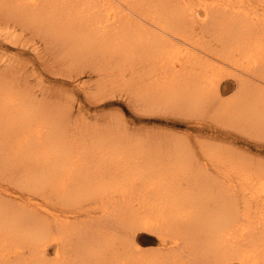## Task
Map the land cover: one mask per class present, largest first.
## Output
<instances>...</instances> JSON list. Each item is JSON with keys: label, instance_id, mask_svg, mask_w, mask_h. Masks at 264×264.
Wrapping results in <instances>:
<instances>
[{"label": "bare ground", "instance_id": "obj_1", "mask_svg": "<svg viewBox=\"0 0 264 264\" xmlns=\"http://www.w3.org/2000/svg\"><path fill=\"white\" fill-rule=\"evenodd\" d=\"M12 4L17 15L49 28L71 54L103 55L113 50L151 59L146 96L151 92L170 102L193 104L207 97L220 67L215 70L207 63V71L197 74L194 35L200 28L217 42V61L225 59L264 77V0H51L41 4L14 0ZM251 99L264 107V89L256 87ZM41 113L24 96L9 88L0 90V161H6L10 171L27 165L22 169L24 177L52 194L64 195L74 207L73 214L90 201L111 217L104 224L117 234L101 231L98 235L92 230L98 225H86L83 235L87 237L81 245L86 259L79 264H228L231 260L264 264V171L226 164L223 181H188L184 175L190 173L189 156L178 151L175 159L161 161L148 152L150 147L143 150L124 143L95 161L91 147H74L60 122L52 123ZM95 167L97 172H89ZM235 191L241 195L235 197ZM18 194L12 192L6 199L14 202ZM1 200L0 264H68L63 243L78 226L68 225L67 214L54 211L46 198H27L20 207ZM132 229L156 233L159 253H142L128 237ZM67 240L74 241L75 236ZM48 246L54 249L49 262L41 259ZM181 246L192 253V261L177 253Z\"/></svg>", "mask_w": 264, "mask_h": 264}, {"label": "rangeland", "instance_id": "obj_2", "mask_svg": "<svg viewBox=\"0 0 264 264\" xmlns=\"http://www.w3.org/2000/svg\"><path fill=\"white\" fill-rule=\"evenodd\" d=\"M13 1L0 0V90L9 88L37 105L52 123L60 122L74 147H91L95 161L107 157L110 149L120 143L137 145L143 150L150 147L148 152L161 161L175 159L179 151L190 157V173L184 175L188 181H223L226 164L241 165L250 172L264 171V107L251 99L256 87L264 89V77L259 78L248 67H235L225 59L217 61L214 52L218 44L204 28L194 35V55L198 56L195 69L197 74L206 72L207 63L220 69L203 101L170 102L152 96L151 92L146 96L143 91L151 81L147 73L153 66L151 59L113 50L103 55L71 54L49 28L32 23L21 13L17 15L11 9ZM38 1L41 4L51 0ZM225 105H229L228 110L223 109ZM6 165V161H0L1 201L9 202L6 195L12 192H18V198L9 203L19 207L27 198H46L54 211L70 217L68 225L78 226L69 235L75 236V240L68 241L67 237L63 241L68 264L86 259L81 245L87 237L83 235L87 224L98 225L92 229L98 235L101 231L117 234L110 230V224H104L111 217L103 214L99 204L85 202L78 206L80 209L76 208L77 215L73 214L70 211H75L74 207L65 201L64 195L55 190L56 194H52L49 188L24 177L22 169L27 165L16 171L6 169ZM97 170L95 167L89 172ZM234 195L241 194L235 191ZM129 232L128 237L140 245L142 253H159L160 239L156 233L143 229ZM47 248L41 252V259L49 262L54 249ZM180 251V257L192 261L187 248L181 246L177 253ZM228 264L239 263L231 260Z\"/></svg>", "mask_w": 264, "mask_h": 264}]
</instances>
